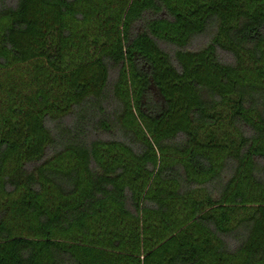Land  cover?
<instances>
[{"label": "trees", "instance_id": "obj_1", "mask_svg": "<svg viewBox=\"0 0 264 264\" xmlns=\"http://www.w3.org/2000/svg\"><path fill=\"white\" fill-rule=\"evenodd\" d=\"M0 264H264V0H0Z\"/></svg>", "mask_w": 264, "mask_h": 264}]
</instances>
